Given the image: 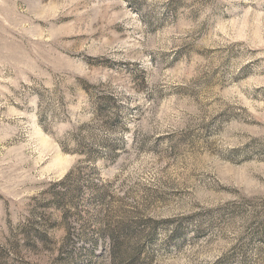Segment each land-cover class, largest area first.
<instances>
[{"label": "rangeland", "instance_id": "obj_1", "mask_svg": "<svg viewBox=\"0 0 264 264\" xmlns=\"http://www.w3.org/2000/svg\"><path fill=\"white\" fill-rule=\"evenodd\" d=\"M0 264H264V0H0Z\"/></svg>", "mask_w": 264, "mask_h": 264}, {"label": "trees", "instance_id": "obj_2", "mask_svg": "<svg viewBox=\"0 0 264 264\" xmlns=\"http://www.w3.org/2000/svg\"><path fill=\"white\" fill-rule=\"evenodd\" d=\"M100 112H102L101 110H100ZM75 146H78V147H81V142L79 143V142H77L76 143V145ZM73 153H75V154H77V155H79V156H82V157H84V158H86V159H91L92 157V155H91V153L90 152H87V151H84V150H81V149H76V150H73ZM109 239H107V241H108ZM113 242V241H112ZM114 245H116V247H120L121 245H122V243L121 242H119V239L116 241H114Z\"/></svg>", "mask_w": 264, "mask_h": 264}]
</instances>
